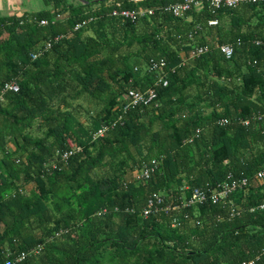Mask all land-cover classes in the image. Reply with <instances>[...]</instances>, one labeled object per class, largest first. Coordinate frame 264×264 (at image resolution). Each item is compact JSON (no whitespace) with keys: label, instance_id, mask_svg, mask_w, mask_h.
Masks as SVG:
<instances>
[{"label":"trees","instance_id":"1","mask_svg":"<svg viewBox=\"0 0 264 264\" xmlns=\"http://www.w3.org/2000/svg\"><path fill=\"white\" fill-rule=\"evenodd\" d=\"M44 1L0 14V264H264V183L253 177L264 164V118H253L264 111V3L132 22L111 15L129 0ZM198 45L208 49L190 56ZM11 80L18 90L2 93ZM130 87L156 97L124 110ZM86 99L99 108L82 121ZM69 141L79 149L63 158ZM152 160L149 176L128 178ZM229 175L247 188L142 214L154 192L181 204Z\"/></svg>","mask_w":264,"mask_h":264},{"label":"built area","instance_id":"2","mask_svg":"<svg viewBox=\"0 0 264 264\" xmlns=\"http://www.w3.org/2000/svg\"><path fill=\"white\" fill-rule=\"evenodd\" d=\"M136 4L133 8H123L121 7L120 1H115L116 6L112 9L111 15L119 17L123 20H130L132 22H135L139 20L142 16H149L154 14L156 9H159L161 11H169L175 16H184L185 13L190 10L191 8L199 9L204 6V4H207L208 7L212 12H215L218 8L222 6L226 7H236L244 2H250V3H264V0H178V1H166L164 0H157L158 4L153 5H143L146 0H129ZM93 17L90 16L87 19L81 20L79 23H77L73 30H78L82 26H84L88 21L92 20ZM45 21H42V23ZM209 25H215L218 23L217 18H210L208 19ZM50 47V41H47L44 49H47ZM217 47L221 51V53L226 57L230 58L233 55V46L230 43H223V44H217ZM208 49L207 45H198L195 46L190 53V56H199L200 54L204 53ZM42 50L38 52H32L31 56L32 58H36ZM165 64L164 60L160 59L158 61L151 60L149 67L151 69H159ZM162 80V76L159 77V81ZM163 85L166 84V80H162ZM6 90H12L17 91L18 90V83L15 80H11L7 82L2 90V93ZM156 97V91L154 87H148L144 90H141L139 88L130 87L127 89L125 93L126 103L123 106V109L126 110L132 106L139 105V104H148L150 103L154 98ZM254 119H263L264 118V111L258 112L256 115L253 116ZM226 120L223 119L222 122H225ZM249 122V119H244L243 123L247 124ZM111 125H114L112 123ZM110 125V126H111ZM109 126L106 124H103L101 127H99L96 131L92 134V139H96L100 136H103V134L108 130ZM198 131V129H197ZM71 150H69L67 153L63 154V158H67L69 154H71L74 150H78L79 147L74 145L71 141H69ZM156 161L152 160L151 164L145 165L139 173H137L139 176L147 177L149 174L153 171ZM230 177V175H229ZM253 177L255 179L260 180L264 183V164L256 170ZM249 183V178L246 176L240 177V178H229L227 180H224L220 182L217 186H215L210 193L207 195L206 192L198 187H195L191 195L188 199H184L181 204L175 203H165L164 197L161 193L154 192L151 195L148 196L146 200V205L142 209V214L144 216H147L151 213H156L159 211L168 212L169 210L178 209L182 205H190V204H197L202 203L208 198L212 202H218L221 200H227L230 194L235 192L238 189H246L247 185ZM228 202L231 204V215H233L235 212H237V209L239 208L237 205H233L231 200H228ZM261 208H264V203L260 205ZM176 223L175 219L173 220V224ZM39 250L38 248H34L33 251ZM25 256V253H21L16 257V260H21ZM252 261H243L241 264H251ZM6 264H9V261L6 262Z\"/></svg>","mask_w":264,"mask_h":264},{"label":"rangeland","instance_id":"3","mask_svg":"<svg viewBox=\"0 0 264 264\" xmlns=\"http://www.w3.org/2000/svg\"><path fill=\"white\" fill-rule=\"evenodd\" d=\"M73 3H78V0H68ZM48 8V4L44 0H0V14L8 13L9 11H13L16 9V11H36L40 10L42 8ZM226 26H228V23L226 21ZM215 32V31H214ZM208 37H211V34H207ZM213 42H216L215 37H211ZM80 103H82L83 107L81 108L80 113V119L82 121H87L88 118L85 114V110H90L92 113H94L98 108L99 105L94 104L91 100H79ZM33 134H39L40 130L36 128V126L33 127L31 130ZM138 171L135 170L133 173H129L127 176L129 179H133L137 177ZM31 184H28L26 188H30Z\"/></svg>","mask_w":264,"mask_h":264},{"label":"water","instance_id":"4","mask_svg":"<svg viewBox=\"0 0 264 264\" xmlns=\"http://www.w3.org/2000/svg\"><path fill=\"white\" fill-rule=\"evenodd\" d=\"M82 3H88V2H91V1H101V0H78Z\"/></svg>","mask_w":264,"mask_h":264},{"label":"crops","instance_id":"5","mask_svg":"<svg viewBox=\"0 0 264 264\" xmlns=\"http://www.w3.org/2000/svg\"><path fill=\"white\" fill-rule=\"evenodd\" d=\"M13 12H16V9L13 10V11H9L8 14H11V13H13Z\"/></svg>","mask_w":264,"mask_h":264}]
</instances>
